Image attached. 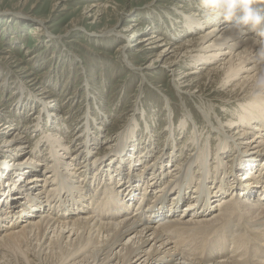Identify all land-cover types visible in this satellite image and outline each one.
Here are the masks:
<instances>
[{"label":"rangeland","instance_id":"obj_1","mask_svg":"<svg viewBox=\"0 0 264 264\" xmlns=\"http://www.w3.org/2000/svg\"><path fill=\"white\" fill-rule=\"evenodd\" d=\"M186 15L192 16V19L197 21H193L191 25L192 19H187ZM211 17H213L211 13L203 9L201 0H0V119L4 118L0 123L2 124L0 131L3 133L5 130L3 125L7 124L13 127L14 133L20 132L19 135L24 138L20 140L24 142L22 154L13 153L11 145H15L14 143L0 146V161H5V165L0 164V186L2 182L7 181L3 188L8 189L10 193L16 186L15 190L19 192L21 199L26 191L19 187V178L31 179L28 177V172L33 166H36L39 172L43 174L42 177L46 176L45 174L52 167H48L47 170L46 165L38 163L43 158L44 153L48 155L50 150L49 148L46 150L49 145L43 137L46 132L60 134L62 137L60 141L70 149L68 153L70 156L74 153L73 148L79 143L76 135L79 134V131L85 130L87 132L85 139H89V141L84 142L83 149L90 153V161L96 159L93 160L94 164L88 163L86 160L78 161L76 164L78 170L81 171H84L83 167L86 169V165L90 164L92 169L89 171L88 177L95 176L94 180L97 179V176L93 169L104 157L105 160L109 161L116 156V159L114 158L115 164L112 166L114 173L118 166H123L119 170L124 168V164L126 167L129 166L127 157L130 156L119 154V151L122 143L130 138L133 150L137 152L143 150L141 152L144 154L143 160L150 161L158 153L163 154V152L169 156L173 154L171 152L176 151V163L180 159L185 161L190 151H196L190 143L193 134L196 133L197 136L195 129L202 133L196 144L199 150L214 148L218 143L216 132L204 123L199 109L202 106L208 109L212 108L209 112L211 115L213 114L212 119L215 125H218L219 122L222 124L223 135L219 136L220 139L233 145H239L241 152L253 151L251 143L247 141L253 136H259V134L253 132V134L249 133L240 137L242 127L237 128L238 125L233 124L235 117L238 118L239 113H242L240 107L244 103L239 104L237 100L233 102L235 93L229 89L238 83L239 79L233 81L226 88L223 86L212 88V83L208 84V81H205L206 86L203 89L206 90L201 91L199 95L197 91L199 88L197 87L204 83V79L200 78L204 69L202 67H211L217 63V59H211L208 65L203 64V66L200 65L202 59L198 58L192 64L191 57H187L182 60L180 65L178 64L179 67L169 66L165 60L168 61L171 58L170 48L166 55L156 58V54L166 45L149 47L148 41H140L143 39L142 37H162L161 39L170 43L167 45V49L173 43L174 45L184 43L200 36L201 33L208 32V27L216 24L215 19L206 20ZM198 21L202 23V27L201 24L197 23ZM234 21H238V19L222 20L216 26L220 27L226 22L233 25ZM34 25L40 28L38 36L34 32H30ZM109 30H113L114 33L107 35L106 32ZM251 37L253 41L264 40L255 37L252 33ZM158 42L156 41L157 44ZM141 46L146 49L140 48ZM242 48L243 45L236 47L235 53ZM258 62L259 60L256 62L248 61L242 68L245 69ZM172 67H174L175 72ZM177 68L178 70H176ZM189 70L194 73L183 78L180 77L182 76L181 73ZM197 76L199 79H195L196 81L189 85L191 87L190 93H193L190 96L185 91L184 83L187 81L183 82V80H190ZM238 77L241 79L242 75L239 74ZM30 78H33L34 84L28 81ZM177 84L179 87L176 86ZM227 98H230V102L224 101ZM231 99L233 100L231 101ZM50 113L53 114V117L49 115ZM188 113L191 114L190 117H186ZM253 125L254 123L248 125L250 132L255 130ZM170 129L174 135V141L173 139L169 141L171 136L168 138V132ZM149 133L151 135L150 143L147 141ZM6 135L8 134L0 135V140ZM187 138L189 139L188 142L185 141ZM36 143L37 147H35ZM28 151L30 153L37 152L36 154L40 156V159H37L35 155L33 158H29L23 167L18 162L27 159ZM63 151L60 149L59 153ZM137 152L134 153V156H137ZM254 152L257 151L254 150ZM211 153L208 154V157L211 158L210 163L214 159V155ZM68 154H66L67 157ZM230 154V152L223 154L221 156L222 161L227 159L225 157L230 156ZM122 155L123 157H120ZM166 156L164 155V157ZM239 156L247 155L239 152L235 159ZM10 157L16 158L10 160ZM167 160L166 158L164 165L168 163ZM54 163L56 162H52V166ZM154 165L158 167L159 173H162L163 169L166 173L170 170L169 165L165 168L159 167L158 162L149 168H144L138 162L134 166H129V172L130 174L132 171L138 173L143 167L148 169L150 174L152 170L154 171ZM214 165L212 164V167ZM74 167L75 165H72L73 169H75ZM173 167L174 165H172ZM103 169L108 170L110 167ZM194 170L195 168L192 169V171ZM254 170L255 177H258L257 170ZM194 173L197 176V172L194 171ZM143 177L145 176H142L140 183L138 182V198L143 190ZM102 178L106 180L100 184L97 190L95 188L101 182V176L89 189L90 192L95 191L96 196L105 186L104 182L108 186L110 184L107 176H102ZM198 180L200 178L197 176L196 181ZM229 180L233 181L232 178ZM239 180L243 181L244 179ZM214 181L208 179L207 185L212 186ZM120 183H123V180ZM231 183V181L226 183V186ZM126 185V183L123 184V187ZM43 186L42 178L39 177L36 184L32 183L29 188H33L34 191L36 189L41 191ZM29 188L27 187L28 190ZM254 189L256 194L251 193L250 190L243 199L246 198L248 202L253 204L259 202L257 198L263 202V196H260L259 192L257 193L256 187ZM215 190L216 188L213 192ZM187 192L191 200L192 197L196 196L192 188L188 189ZM176 194L177 191L174 190L168 192L165 198L166 205L172 203L171 198ZM223 195L227 196L228 193ZM153 197L151 194L148 198L151 200ZM219 197L221 196L209 198L210 204L213 205ZM83 200L84 204H88L85 198ZM23 204L27 205L24 201H18L14 206L20 207L24 206ZM180 204V211L177 212L176 217L181 216V211L186 207L185 202ZM1 209L8 210L7 207ZM42 210H46V208L43 207ZM131 211H127L126 214H130ZM87 213L88 211L82 212L80 215ZM70 216H72L70 218L74 217L73 215ZM141 217L139 222L143 223ZM209 217L212 215L207 216V218ZM26 220L31 221L32 219L23 216L18 228L12 231L19 230V227ZM236 228L237 226L233 225L231 228L224 229L228 239L231 240L233 234L238 233L234 231L238 230ZM217 230L219 232L215 231L213 235L220 234V228ZM128 237L130 236L122 238L120 243H130V240L127 241ZM216 237H211L206 246ZM43 238L41 239L42 242L45 240ZM72 239L74 240V236ZM191 240L185 238L183 245L188 247L192 244ZM197 245H200L199 240ZM28 248L30 256H33L36 261L35 264L38 262L43 264L41 261L44 260V257L41 258V253H38V244H34V247L32 244L28 245ZM119 248L117 247L115 250ZM49 250L47 248L48 253ZM27 254L28 251L10 249L7 243H0V264H22V261L26 264L25 255ZM180 257L181 255L175 256L176 260L171 264L183 261ZM113 262L115 260L110 264Z\"/></svg>","mask_w":264,"mask_h":264},{"label":"bare ground","instance_id":"obj_2","mask_svg":"<svg viewBox=\"0 0 264 264\" xmlns=\"http://www.w3.org/2000/svg\"><path fill=\"white\" fill-rule=\"evenodd\" d=\"M256 2V8L258 7L261 11L264 10V0H256ZM186 18L190 20L193 17L186 15ZM235 18L239 20V15ZM213 19H215L216 24L224 20L223 17H211L206 20ZM193 21L197 20L192 19L191 25ZM237 22L234 21L233 23ZM197 23L201 24L202 27V23L199 21ZM229 23L226 22L220 27L213 24L208 27V32L201 33L200 36H196L184 43L175 45L173 43L167 49L166 47L170 43L161 39L162 37H142L143 39L140 41H148L149 47L166 45L156 54V58L166 55L170 48L172 53L171 58H168V61L165 60L169 66L179 67L183 62L182 60L187 57H191L192 64L198 58L202 59L203 61H201L200 65H208L211 59H217V63L209 68L203 65L204 67L202 68L204 69L201 72L200 78L204 79V83H201L198 87L196 86L199 88L197 90L199 95L201 91L206 90L203 89L206 86L205 81H208V84L211 82L212 88L221 86L226 88L233 81L239 79V82L229 89V91L235 93L234 100L231 99V101L237 100L239 104L244 103L245 106L242 105L240 107L242 113H239L238 118H236L237 116L235 117L233 124L238 125L237 128L242 127L240 129L242 133L240 137L249 133L253 134V132L259 134V136H253L247 141L251 143V147L257 152H254V150L241 152L239 145H233L220 139L219 136L223 135L222 124L219 122L218 125H215L212 119L213 114L211 115L209 112L211 107L208 109L202 106L199 109L204 123L210 129L213 128L218 137V143H216L214 148L199 150L196 144L202 133L198 129H195L197 136L196 133L193 134V139L190 143L196 151H190L185 161L180 159L176 163V151H170L173 154H168L169 156H166L165 152L163 154L158 153L155 158L147 161L142 159L144 154L141 152L143 150L137 152L131 148V138L128 140L124 139L126 141L122 143L119 154L130 156L127 157L129 166H134L139 162L144 168H149L158 162L159 167L165 168L169 165L168 168L170 170L166 173L163 169L162 173H159L158 167L154 165L155 173L152 170L149 174L148 169L142 167V170L138 173L132 171L130 174V167H126V164H124L122 170H119V168L123 166H118L114 173L112 166L115 164L116 156L111 159L109 158V161L105 160L104 157L102 160H99L100 165L98 164L93 169L97 179L101 176V182H99L95 189L97 190L100 184L106 180L102 176H107L110 184L108 186L104 182L105 186L99 191L98 196H96L94 190V192L89 191L91 185L97 180H94L95 176L88 177L92 167L90 168V164H87L86 169L83 167L84 171L80 169L79 171L76 164L82 160L94 164L93 160L96 159H93V162L90 161V153L83 149L84 142L89 141V139H85L87 132L81 130L76 135L79 143L73 148L74 153L70 156L68 154L70 149L60 141L62 139L60 134L46 132L43 137L49 145L48 147L46 146V150L50 149L48 155L44 153L43 158L41 157L42 159H40V156L36 154L37 152L30 153L28 151L29 155L26 157L27 159L18 162L24 167L26 161L36 155L37 159H40L38 161L39 164L46 165L45 168L47 170L48 167H52L45 174L46 176L42 177L43 174L39 172L36 166H33L28 172V177H31V179L24 180L19 178V187L21 190L26 191L24 197H22L23 200L19 198V192L15 190L16 186L13 187L14 190L11 193L8 189L3 188L7 181L2 182L0 186V243H7L10 249H17L23 252L28 251V254L25 255L26 264H35L36 262L29 253L28 245L30 246L31 244L33 247L34 244H38V253H41V258L44 257V260L41 261L43 264H110L114 260L115 262L112 264H153V262L154 264H171V262L174 263L176 260L174 257L177 255H181L180 258L183 261L176 264H264V201L260 202V199L257 198L259 202L253 204L248 202V199L245 198L246 201L243 199L250 190L251 193L256 194L253 191L256 187L257 193L259 192L260 196H263L262 200H264V95L252 96L249 94V87L253 77L257 70L261 66H264V52L261 53L260 58L256 57L260 45L254 43L251 33L257 38L264 39L260 35L264 31V23L254 30L245 26L240 31L232 28ZM190 24L189 26H191ZM30 32H34L38 36L40 28L34 25L30 29ZM110 33H114V31L109 30L106 32L107 35H110ZM195 33L198 34L197 32ZM156 41H159L158 44ZM239 45H243V48L235 53V48ZM140 48L146 49L143 46ZM178 58L179 60H177ZM256 60H259V62L245 69L242 68L246 62H256ZM150 63H152L151 60ZM172 69L175 72L174 67ZM192 73L194 72L190 70L184 71L180 77L183 78ZM239 74L242 75L241 79L238 77ZM177 79L179 80L178 77ZM195 79H199V77L183 80V82L187 81L184 83L185 91L190 96L193 93H190L189 89L191 87L189 85L196 81ZM28 81L33 83V78H30ZM179 84L176 86L179 87ZM224 101L230 102V98ZM49 115L53 117V114L50 113ZM187 116L190 117L191 114L188 113L186 114ZM3 119H0V123ZM250 123H254L253 129H255L251 132L248 130ZM1 126L2 124H0ZM3 128L5 130L3 133L0 131V135H8L0 140V146L14 143L15 145H11L13 153L16 155L22 154L24 152L21 151L24 142L20 140L24 138L19 135L21 133H14L12 131L13 127L7 124L3 125ZM147 131L149 132V130ZM168 133V138L171 136L169 141L172 139L174 141L175 138H173L174 135H172L171 129ZM147 141L148 143L151 141L150 133ZM185 141L188 142L189 139L187 138ZM35 147H37V143ZM60 149L64 150L62 152L65 153L64 155L59 153ZM135 152H137V156H134ZM227 152L231 153L230 156L228 155V157H225L227 159L222 161L221 156ZM239 152L247 156H239L235 159L236 154ZM209 153L214 155L212 163H210V156L208 157ZM66 154H68V157ZM120 157H123V155ZM14 158L16 157H10V160ZM166 158L168 159V163L164 165ZM66 159L68 160L65 161ZM52 162H56L57 164L54 163L52 166ZM170 162L173 164H170ZM0 164L5 165V161H0ZM62 164L69 166H63ZM212 164L215 165L212 167ZM72 165H75V169L72 168ZM172 165H174L173 168ZM184 165L185 167L183 168ZM108 166L110 169H103ZM193 168H195L194 171L197 172V176L200 178L198 181H196V173L192 171ZM254 169L257 170L258 177H255V173H253L255 172ZM32 171L34 172L32 173ZM178 172L180 173L178 174ZM239 172L243 173L240 174ZM153 173L154 176L152 178ZM142 176H145L143 177V190L139 197L141 200L135 211L145 201L146 214L160 212L158 216L166 218L160 225L150 226L141 223V221L139 222L142 214L138 212L126 214L127 211H131L136 206L135 202H138V182L142 181ZM39 177L42 178L44 183L41 191L39 189L35 191L33 188L30 189L29 186L32 183L35 185ZM117 177L118 179H116ZM231 178L233 181L229 180ZM208 179L215 180L212 186L207 185ZM239 179L244 180L240 181ZM121 180H123V183H120ZM230 181L232 183L226 186V183ZM125 183L127 185L123 187ZM158 184L160 185L158 186ZM190 188L194 190L193 193L196 195L192 197V200L187 195V191ZM214 188L216 190L213 192ZM102 190L103 192H101ZM171 190L177 191V194L171 198L172 203L165 204L164 209L161 210L160 206L166 202L165 198ZM227 193V196L223 195ZM151 194L154 197L149 200L148 197ZM211 194L213 196L210 197ZM101 195L103 196L101 197ZM219 195L221 197L211 205L209 198ZM83 198H85V201L87 200L88 204L83 203ZM17 200L24 201L27 205L23 204L24 206L16 207L14 204L18 203ZM182 202H185L184 205L186 207L181 211V216L177 215L178 217H176L177 212L180 211V203ZM4 207H7L8 210L1 209ZM43 207L46 210H42ZM86 211H88L87 214L80 215V213ZM37 213L38 215H35ZM74 214L76 215L74 216ZM70 215L74 217L70 218L72 217ZM209 215H212V217L207 218ZM23 216L32 220L24 221L19 230L12 231L18 228L20 219ZM145 218L153 219L155 217ZM36 219L37 221H35ZM233 225L237 226L236 229L238 230L234 231L238 233H232L233 236L232 238L230 237V240L225 235L224 229L231 228ZM218 228H220V234L213 235L215 231L219 232ZM227 233L230 232L228 231ZM73 236L74 240L72 239ZM126 236H130L127 239V241L130 240V243L121 244L122 238ZM213 236L226 238L222 240V244L228 246L230 250L228 255L222 254L221 247L218 245L214 246L210 252L206 250V243ZM42 237L45 238L43 242L41 240ZM185 238L188 240L192 238V244L188 247L183 245L185 244ZM198 240L200 241V245H197ZM117 247L120 248L115 250ZM47 248L50 249L49 253ZM79 257L81 259L77 260ZM132 258L134 259L132 260ZM185 261L187 262L185 263ZM22 264H24V261H22Z\"/></svg>","mask_w":264,"mask_h":264},{"label":"clouds","instance_id":"obj_3","mask_svg":"<svg viewBox=\"0 0 264 264\" xmlns=\"http://www.w3.org/2000/svg\"><path fill=\"white\" fill-rule=\"evenodd\" d=\"M256 0H201V5L204 10L211 13L213 17H223L224 20H232L239 15V20L232 28L240 31L247 26L251 29H256L264 23V12L254 7ZM264 37V31L260 33ZM259 43L260 47L256 53V57L260 58L264 52V40L254 41ZM249 94L252 96L264 95V66H261L253 77Z\"/></svg>","mask_w":264,"mask_h":264}]
</instances>
